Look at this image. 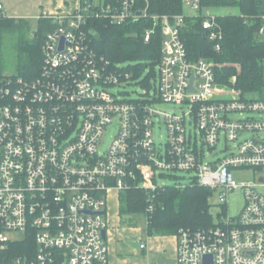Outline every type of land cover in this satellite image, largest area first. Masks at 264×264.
Wrapping results in <instances>:
<instances>
[{
    "label": "built area",
    "instance_id": "obj_1",
    "mask_svg": "<svg viewBox=\"0 0 264 264\" xmlns=\"http://www.w3.org/2000/svg\"><path fill=\"white\" fill-rule=\"evenodd\" d=\"M135 3L85 0L67 13L42 14L55 27L43 38L39 74L28 78L0 68V264H109L108 193L143 189L151 213L162 171L191 173L189 185L209 188L217 196L211 206L221 207L211 214L212 226L178 230L174 264H264V100L225 89L214 62L188 58L180 35L185 14L151 16L144 41L158 20L162 40L157 84L144 88L146 96L125 100L109 92L131 75L95 54L87 20L123 24L146 16ZM187 5L197 12L198 0ZM5 18L0 0V22ZM202 27L218 50L222 31L215 15L206 13ZM160 103L178 104L180 112ZM157 122L165 127L163 150L154 139ZM110 126L114 133L102 149ZM244 133L251 136L240 139ZM221 138L227 153L205 162L203 147L214 149ZM244 168L257 180L236 183L231 170ZM238 188L243 205L231 216L226 202ZM12 232L24 238L11 239ZM25 241L33 249L8 253L10 244Z\"/></svg>",
    "mask_w": 264,
    "mask_h": 264
},
{
    "label": "trees",
    "instance_id": "obj_2",
    "mask_svg": "<svg viewBox=\"0 0 264 264\" xmlns=\"http://www.w3.org/2000/svg\"><path fill=\"white\" fill-rule=\"evenodd\" d=\"M84 1L80 0V3ZM227 7L237 8L238 12L215 15L222 31V38L218 42L220 48L216 50L217 41L208 38L202 21L206 17V9ZM135 8H146V16L123 24H113L104 18L88 19L87 31L91 38V47L98 57L115 67L117 63L129 60L149 61V77L152 76L154 81V65H157L160 59L162 40L160 20L157 21L155 30L147 42L144 41L145 31L153 26L150 19L152 15L184 14L183 0H136ZM185 17L180 35L188 58H204L214 62L215 79L219 85L233 86L244 94L260 93L264 86V40L258 36L260 28L264 26V0H198L196 14ZM20 21L21 19L7 17L0 22V52L1 37L19 28ZM37 22L39 26L45 27V33L39 29L33 39L19 35L15 43L21 60L18 65L19 73L28 78L39 74L43 38L47 31L55 27L52 20L47 18L40 17ZM235 63L239 66L235 67ZM143 68V64L137 63L131 68L133 73L131 69H121L127 70L133 78ZM233 77H236L235 82L231 81ZM149 84L148 79L142 86L147 88ZM152 194L154 210L147 213V194L143 189L130 188L120 192L119 213L144 214L149 235H175L179 229H200L213 225L209 188L197 183L184 187L158 186ZM26 245L33 249L34 244L31 241L12 243L8 253H23Z\"/></svg>",
    "mask_w": 264,
    "mask_h": 264
},
{
    "label": "rangeland",
    "instance_id": "obj_3",
    "mask_svg": "<svg viewBox=\"0 0 264 264\" xmlns=\"http://www.w3.org/2000/svg\"><path fill=\"white\" fill-rule=\"evenodd\" d=\"M188 10H189V6L185 4V0H183V11L188 12ZM210 12L217 14V15H224V14H229V13L236 14L238 12V9L231 8V7L211 8ZM205 13L207 12L205 11ZM39 29L42 33H45V27L39 26L37 19L33 17H28L25 19H21L19 28H16V30L12 32H7L3 34V36L1 37V52H0L1 72L6 73V74H19L23 76V74L19 73V70H18V65L21 62V60L19 59V54L15 47V43L19 35L25 36L27 39L28 38L33 39L34 35H36V32ZM258 37L259 39L264 40V34H261ZM137 63L143 64L144 68L140 73L136 75V77L131 78L127 83L119 85L118 87H108L107 90L119 96L120 99H125V100H137V99H141L143 96H146V95H142L143 90H144L142 83L149 79L151 83L157 84V81L156 82L153 81L152 76L149 77V74L151 72L150 62L143 60V59L129 60V61L117 63V67L131 69ZM156 66L157 65H154V70H156ZM234 66L238 67L239 64L235 63ZM130 71L133 73L132 69ZM235 80H236V77H233L231 81L235 82ZM228 88L233 89L235 87L225 86V89H228ZM235 89H238V88H235ZM150 94H152V92ZM242 95L251 97V98L253 97L254 98H264V86L260 93H249V94L242 93ZM158 106L161 109H165L168 111H175L177 113L180 112V106L178 104L160 103L158 104ZM232 116L233 117H246V116H252V114L251 113H242V114L234 113ZM114 130H115V127L110 126L104 132V135L102 137V140H103L102 149H104L105 146L110 141L114 133ZM153 130H154L155 143L157 147L163 150L164 144H165V138H166L165 127L163 124L159 126L157 122ZM247 136H251V135H249L248 133H244V135L240 137V139L247 137ZM197 139L198 140L200 139L199 134L197 136ZM233 145H234L233 143H230V145L228 144V146L230 147ZM198 147H200V143L198 144ZM224 148H225V143H224L223 138L220 139V141L218 142V144L216 145L214 149L203 147V160L205 162H214L217 159L222 158L227 153ZM231 171H232L235 182L238 184H241L243 182L256 181L258 178V175H256V173L250 168L232 169ZM191 177H192L191 173L184 172V171H171V172L162 171L160 177L157 175V183L161 186L189 185ZM262 191L264 192V189H262ZM111 197H112V194H111ZM113 199H114V196L112 197V200ZM209 200H210V203L216 202L217 200L216 194L212 193L211 198ZM226 204H227L226 205L227 212L231 216L237 215L240 212L241 207L243 205L242 190L238 188L230 192L228 195ZM218 207L219 206H216V207L211 206V209H210L211 214H215V212L221 208V207L219 208ZM139 217L140 218L138 219L142 220L141 216ZM122 218L125 220H129V216H122ZM8 235L11 239L22 240L24 238V235L22 232H12V233H9Z\"/></svg>",
    "mask_w": 264,
    "mask_h": 264
},
{
    "label": "crops",
    "instance_id": "obj_4",
    "mask_svg": "<svg viewBox=\"0 0 264 264\" xmlns=\"http://www.w3.org/2000/svg\"><path fill=\"white\" fill-rule=\"evenodd\" d=\"M187 1L185 0V4ZM1 2L7 17L15 19L33 17L38 20L42 14L73 11L80 0H1ZM205 11L214 14L210 12L211 8ZM184 14L192 16L196 13L189 8L188 12L184 11ZM111 194L112 197L114 196L113 200ZM122 216H129V220L123 219ZM139 216L142 220L138 219ZM106 220L105 237L109 249V264L175 263V235H149L146 231L144 214L121 215L119 213V193L114 190L108 193ZM142 243L145 245L143 248Z\"/></svg>",
    "mask_w": 264,
    "mask_h": 264
},
{
    "label": "bare ground",
    "instance_id": "obj_5",
    "mask_svg": "<svg viewBox=\"0 0 264 264\" xmlns=\"http://www.w3.org/2000/svg\"><path fill=\"white\" fill-rule=\"evenodd\" d=\"M151 19V18H150ZM185 19H186V17H185ZM215 42V41H214ZM185 45V44H184ZM145 88V87H144Z\"/></svg>",
    "mask_w": 264,
    "mask_h": 264
},
{
    "label": "water",
    "instance_id": "obj_6",
    "mask_svg": "<svg viewBox=\"0 0 264 264\" xmlns=\"http://www.w3.org/2000/svg\"><path fill=\"white\" fill-rule=\"evenodd\" d=\"M103 234H105V232H103Z\"/></svg>",
    "mask_w": 264,
    "mask_h": 264
}]
</instances>
